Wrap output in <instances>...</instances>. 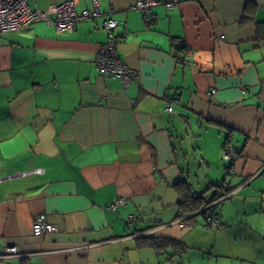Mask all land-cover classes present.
Instances as JSON below:
<instances>
[{
	"label": "crops",
	"instance_id": "crops-1",
	"mask_svg": "<svg viewBox=\"0 0 264 264\" xmlns=\"http://www.w3.org/2000/svg\"><path fill=\"white\" fill-rule=\"evenodd\" d=\"M135 1L97 0L100 14L70 31L43 20L0 31V245L18 250L0 264H184L188 234L190 244L207 239L206 255L195 244L202 258L264 264V0L158 2L147 16ZM106 17L118 21L117 52L137 72L127 86L93 61ZM190 126L207 167L222 156L223 135L237 157L222 178L206 174V206L183 213L178 144ZM222 179L231 190L213 200ZM116 197L125 202L112 210ZM39 212L58 229L34 234ZM144 235L185 249L155 250Z\"/></svg>",
	"mask_w": 264,
	"mask_h": 264
},
{
	"label": "built area",
	"instance_id": "built-area-1",
	"mask_svg": "<svg viewBox=\"0 0 264 264\" xmlns=\"http://www.w3.org/2000/svg\"><path fill=\"white\" fill-rule=\"evenodd\" d=\"M164 2L171 6L174 4L172 0H136L131 7L141 10L146 16L149 15V8L153 4ZM92 8H83L79 12L70 10L66 4L62 6H54L45 10L39 9L36 6L32 7L30 0H0V31L15 30L25 27L33 21L43 20L47 24H52L59 31L73 30L76 23L79 21L100 14V9L97 0H92ZM56 11L57 15L51 17L49 12ZM118 25V21L113 17H106L102 20L101 26L107 30V39L101 43L98 48L93 61L101 74L108 76H115L121 79L123 86H127L136 76L137 72L134 68L127 65L119 56L117 52L118 38L114 33V29ZM178 40V39H177ZM176 40V41H177ZM184 54L193 52L188 50L183 44V41H178ZM242 90H245L242 87ZM211 92L214 88H211ZM169 109V106H168ZM237 156L229 149H224L222 158L227 160H234ZM41 167L31 168L28 170L16 171V174L26 175L28 173H40ZM125 198L116 197L109 204L108 208L114 209L117 205L123 204ZM213 215H207L208 223L214 222ZM131 217V215L129 216ZM213 219V220H212ZM179 225L183 226L184 222L179 221ZM58 226L56 223L48 221L45 213L39 212L34 215L32 222V231L34 234H42L49 231H56ZM18 253L15 245H0V259L13 256ZM30 264V263H26Z\"/></svg>",
	"mask_w": 264,
	"mask_h": 264
},
{
	"label": "rangeland",
	"instance_id": "rangeland-1",
	"mask_svg": "<svg viewBox=\"0 0 264 264\" xmlns=\"http://www.w3.org/2000/svg\"><path fill=\"white\" fill-rule=\"evenodd\" d=\"M184 133L182 134L179 130V138H182L183 141H179L180 144H178V150L181 152V159L180 164L182 167H184V175L185 178H182L190 187L194 188L195 194H200L209 184V181L207 182V173H211L212 176L218 177V179L222 178L224 175V166L226 167L229 162V160L222 158L221 152L218 155L210 156L211 159H215L214 162L211 164L210 167H207L204 158H202L200 152L196 148V144L192 145L191 140L193 133H195L194 128H191V126L187 129H183ZM185 137V138H184ZM226 136L222 139V143L220 145L223 146L224 140ZM212 143V140L211 142ZM211 148V147H210ZM182 152H186V155L182 154ZM223 182V179L221 180ZM206 196H208L207 192L205 193ZM197 220H202V215L196 216ZM216 226H220V223ZM196 227L200 228L202 227V221H197ZM191 234V233H190ZM213 234V232L211 233ZM184 241L187 243L188 247L185 252L181 255V258H184L185 263L184 264H226L227 261L223 259H219L217 262V259L213 256L209 258H202L200 254L195 249V244H200L203 246L202 253L206 255V246H207V239H204L202 236L197 240L196 243L190 244V237L189 234L185 236ZM193 243V242H192ZM211 251V250H210ZM178 259V258H177ZM179 261V260H178ZM176 261V262H178ZM239 262V260H237ZM242 262V261H241ZM242 264H250L249 262L243 261Z\"/></svg>",
	"mask_w": 264,
	"mask_h": 264
},
{
	"label": "trees",
	"instance_id": "trees-1",
	"mask_svg": "<svg viewBox=\"0 0 264 264\" xmlns=\"http://www.w3.org/2000/svg\"><path fill=\"white\" fill-rule=\"evenodd\" d=\"M228 142H230L229 135H227L224 140L223 143L224 149H227ZM212 185L218 187L215 196L212 198L213 200L222 197L225 193H228L231 190V187L229 186L223 187L222 182L220 183L218 182ZM175 186L176 189L179 191V195H180L179 204L182 207L183 213H192L203 206L205 207L206 204L208 203L207 202L208 200L204 199L203 197V192H201L200 194H195L193 192L192 187H190L184 180L181 179L180 181H177L175 183ZM209 207L203 209L202 212H206ZM139 240L148 243L155 250H165L167 248H172V250L174 251L176 248L180 251L185 249L184 245L178 246V244L181 243L180 240L163 237V236L144 235V236H140Z\"/></svg>",
	"mask_w": 264,
	"mask_h": 264
}]
</instances>
